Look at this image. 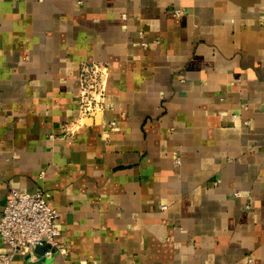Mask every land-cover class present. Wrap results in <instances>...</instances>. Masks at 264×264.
<instances>
[{
	"label": "crops",
	"instance_id": "1",
	"mask_svg": "<svg viewBox=\"0 0 264 264\" xmlns=\"http://www.w3.org/2000/svg\"><path fill=\"white\" fill-rule=\"evenodd\" d=\"M40 188L67 253L12 264H264V0H0V218Z\"/></svg>",
	"mask_w": 264,
	"mask_h": 264
},
{
	"label": "built area",
	"instance_id": "2",
	"mask_svg": "<svg viewBox=\"0 0 264 264\" xmlns=\"http://www.w3.org/2000/svg\"><path fill=\"white\" fill-rule=\"evenodd\" d=\"M174 13L179 16L183 11L175 9ZM108 80L107 63L94 61L82 65L77 94L80 116L67 125L64 136L74 135L91 113L106 109ZM116 124V120L109 121V129L115 130ZM176 163L179 164L180 160H176ZM50 195L41 188L28 193L16 189L11 191L0 218V235L10 249L0 252V264H12L17 255L33 252L37 246H50L45 255H52L54 250L67 253L65 246L57 240L60 230L56 218L60 212L50 206ZM235 195L241 196L242 193L236 191Z\"/></svg>",
	"mask_w": 264,
	"mask_h": 264
},
{
	"label": "water",
	"instance_id": "3",
	"mask_svg": "<svg viewBox=\"0 0 264 264\" xmlns=\"http://www.w3.org/2000/svg\"><path fill=\"white\" fill-rule=\"evenodd\" d=\"M50 249V246L49 245H44V246H37L33 249V252L37 255H40V256H45V253L47 250Z\"/></svg>",
	"mask_w": 264,
	"mask_h": 264
}]
</instances>
